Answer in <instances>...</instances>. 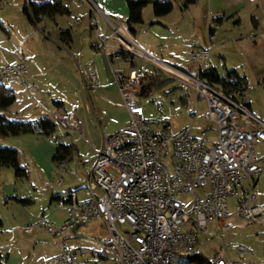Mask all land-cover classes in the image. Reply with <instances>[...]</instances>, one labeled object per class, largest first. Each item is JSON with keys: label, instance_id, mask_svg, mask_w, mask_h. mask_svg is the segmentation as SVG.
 <instances>
[{"label": "rangeland", "instance_id": "1", "mask_svg": "<svg viewBox=\"0 0 264 264\" xmlns=\"http://www.w3.org/2000/svg\"><path fill=\"white\" fill-rule=\"evenodd\" d=\"M24 1L0 0V55L10 63L22 59L32 72L40 69L44 74L37 78L40 83L37 81L39 87L33 95L23 86L16 88L18 81L4 79L5 84L11 88L14 86L18 93L16 102L6 111L7 116L12 120H35L47 114V105L55 107L54 100H63L65 104L62 106L76 112L82 130L57 126L51 136L0 134L1 144L16 147L21 165L29 171L28 178H17L12 168H0V217L3 220L0 254L5 261L9 254L13 264H37L41 258L53 256L58 251L57 242L70 236L71 242L67 240L68 243L93 251L79 257L75 264H113L110 259H101L95 253L110 239L102 222H91L78 228L77 235L73 232L54 235L42 227L26 233L21 228L35 225L43 217L60 226L67 213L53 197L60 195L67 199L71 192L83 197L82 191L89 181L96 151L105 135L122 128L127 120V106L116 82V74L129 76L135 71L141 76L142 84L151 76L158 78L151 89L141 90L140 100L146 118H170L175 129L191 126L195 135L211 128L204 118L208 111L207 101L199 99L189 83L167 69L174 67L188 71L195 68L190 53L210 45L211 27L218 33L212 40L214 46L210 58L202 68L216 67L221 74L226 69L237 68L245 73L249 88L243 95L237 94L236 99L250 103L253 113L264 121V14H258L261 19L259 28L255 29L253 22V11L260 1L247 3L236 12L234 0H197L184 10V0H173L172 12L161 17L155 16L152 4L147 5L135 38L155 62L136 55L135 66L119 56H113V61L109 59V55L121 47L130 50L116 37H122L127 45L132 46L126 35L121 36L117 30L118 25H126V0L115 4L119 14L109 19L92 0L87 3L67 0L71 10L69 15L45 17L36 25L30 24L24 15ZM220 16H224L221 25L215 21ZM238 18L241 19L239 24L235 22ZM67 28L73 38L70 44L60 33L61 29ZM61 44L65 48H60ZM92 70L97 77L95 91L86 87L84 82V79L91 82ZM36 103H40V107L37 108ZM74 105L78 108H73ZM208 131L211 135L215 133ZM57 142L73 147L71 159L64 168L53 161ZM255 149L259 157L263 156L264 144ZM245 188L256 197L252 203L264 205V174L253 188L247 180ZM14 197L29 199L31 203L24 204ZM182 199L187 204L191 202V196ZM236 200L229 201L234 227L213 223L209 234H200L194 252L199 251L213 260L224 249V256L231 264H264V223L246 222L235 215ZM230 242L251 247L254 253L243 259L229 247ZM20 257H24L23 262ZM4 260L0 264H6Z\"/></svg>", "mask_w": 264, "mask_h": 264}, {"label": "built area", "instance_id": "2", "mask_svg": "<svg viewBox=\"0 0 264 264\" xmlns=\"http://www.w3.org/2000/svg\"><path fill=\"white\" fill-rule=\"evenodd\" d=\"M117 30L122 36L120 26ZM215 31L210 34L208 47L191 51V62L196 64L192 70L160 65L207 101L204 118L211 128L195 135L191 126L175 129L170 118H146L140 100L141 76L135 71L129 76L116 74L129 120L125 127L105 137L84 196L73 193L59 201L67 213L60 226L43 217L22 231L32 233L42 227L54 235L75 234L78 228L98 221L110 234L103 248L95 251L99 258L110 259L113 264H183L194 252L200 234H209L214 222L234 227L230 199H237L235 213L243 220L263 222L264 205L252 203L256 197L247 192L245 182L248 180L253 188L264 174V153L259 157L255 149L264 144V121L250 105L202 78V65L210 58ZM116 38L138 57L155 62L135 42L129 41L132 48L122 37ZM90 75L95 88V72ZM28 76L25 61L10 63L0 55V78L23 83L33 95L37 87L27 86ZM35 106L40 107V103ZM46 111L59 127L81 130L73 109L48 105ZM209 129L215 133L211 135ZM186 196H191L188 204L182 199ZM229 247L243 259L253 252L237 242H230ZM89 253H93L90 248L64 240L57 254L43 257L37 264H75ZM224 255L223 249L213 264H231Z\"/></svg>", "mask_w": 264, "mask_h": 264}, {"label": "trees", "instance_id": "3", "mask_svg": "<svg viewBox=\"0 0 264 264\" xmlns=\"http://www.w3.org/2000/svg\"><path fill=\"white\" fill-rule=\"evenodd\" d=\"M97 3L98 0H92ZM197 0H184L182 9H187L190 5L195 4ZM128 6V16L126 18V28L129 33L135 37L137 27L143 23V10L152 4L156 17L169 14L174 9L173 0H126ZM23 13L28 22L32 25L39 24L45 17H54L56 15H69L71 10L67 0H25L23 4ZM217 17L215 21H220ZM2 26V23L0 22ZM214 28H210V34L214 33ZM62 38L67 41L72 40L70 29L61 30ZM113 56H119L129 61L132 66L136 64V55L129 50L121 47L114 54L109 56L113 61ZM201 76L210 84L219 87L227 95L236 98L237 94L243 95L249 88L248 78L245 73L237 68L226 69L221 74L217 68L210 67L201 70ZM158 82V78L151 76L150 80L142 84V90L145 92L151 89ZM142 94V93H141ZM16 93L13 88L7 86L4 79L0 78V134L4 136H19L22 134H38L39 136H51L58 126L48 114H45L35 120H12L7 116L6 111L16 102ZM247 103V102H245ZM248 104V103H247ZM54 105L63 108V102L54 101ZM249 105V104H248ZM73 147L71 144L57 142L53 161L59 166L64 165L71 159ZM10 167L14 170L17 178H28L29 171L21 165L20 153L16 147L3 145L0 143V168ZM24 204H29L30 200L18 199ZM3 226V220L0 217V227ZM187 263L192 264H213L212 260L203 253L195 251L186 258ZM94 264H98L97 262Z\"/></svg>", "mask_w": 264, "mask_h": 264}, {"label": "crops", "instance_id": "4", "mask_svg": "<svg viewBox=\"0 0 264 264\" xmlns=\"http://www.w3.org/2000/svg\"><path fill=\"white\" fill-rule=\"evenodd\" d=\"M70 1H72V2H74V1H78L79 3H87L89 0H70ZM229 1H232V0H229ZM234 1H236L235 2V7H233L234 8V10L236 11V12H238L241 8H243V7H245L246 5L245 4H247V3H254L256 0H234ZM258 1H260L259 2V5H257L256 6V8L254 9V13H253V22H254V25H255V29H257V28H259V26H260V22H261V19L259 18L260 17V15H258L260 12H262L263 14H264V0H258ZM117 3H120V4H122L123 3V0H98L97 1V3H95L96 4V6L100 9V11H101V13L103 14V16L104 17H107V19H109V17L110 18H114V17H111V16H114V14H119V12L117 11V9L115 8V4H117ZM255 6V5H254ZM128 7V6H127ZM102 8L104 9V10H102ZM214 8L216 9L217 8V5L216 4H214ZM128 12H129V10H128ZM235 12V13H236ZM91 13H92V11H91ZM221 17V20L219 21V25H221L222 24V22H223V19H224V16H220ZM51 18H55V17H51ZM106 19V18H105ZM240 21H241V19L240 18H238V19H236L235 20V22L236 23H240ZM221 22V23H220ZM40 24V23H39ZM123 24V23H122ZM118 26H120L121 27V31L123 32V35H126L125 37H126V39H128L129 41H133V42H135V44L137 45V46H139V48H141L142 50H144L143 48H142V46L136 41V38L135 37H133L130 33H129V31L127 30V28H126V25H118ZM117 26V27H118ZM61 30H63V29H61ZM60 30V31H61ZM44 33H45V31H43ZM61 33V32H60ZM218 33V30L216 29V33H215V35ZM73 41V38H72V40L71 41H67L68 42V44H70L71 42ZM213 46H214V44H213ZM61 47H63V44H61L60 45V48ZM202 47V46H201ZM63 48H65V47H63ZM212 49H213V47H212ZM145 51V50H144ZM146 52V51H145ZM110 56V55H109ZM110 59V58H109ZM20 60H22V59H19L18 61H20ZM17 61V62H18ZM192 64L190 63L189 64V66H191ZM194 65V64H193ZM174 66V65H173ZM179 67H181V68H185V67H188V66H179ZM28 68H29V71H30V76H28L27 78H26V80H25V83L28 85V86H30L31 84L32 85H34V86H36V84H39L40 83V81L39 80H37V78L38 77H41V76H43V71H41L40 69H38L37 71H31V69H30V67L28 66ZM210 68V67H209ZM216 68V67H215ZM208 69V68H207ZM96 77V76H95ZM95 80H97V77L95 78ZM37 81L39 82V83H37ZM84 82H85V86L86 87H89L92 91H95L96 90V85H95V88H93L92 87V81L91 82H88V80L87 79H84ZM95 84H97L96 82H95ZM17 86H16V88H22V86L23 87H25V85L23 84V83H17L16 84ZM38 86V85H37ZM36 86V87H37ZM39 87V86H38ZM13 89H14V91H15V93H16V98H17V96H18V93H17V90H16V88L13 86L12 87ZM26 88V87H25ZM91 97V96H90ZM17 100V99H16ZM54 101H61V102H63V104H65L64 103V101L63 100H54ZM54 101H53V103H54ZM248 103V102H247ZM249 105H250V103H248ZM48 106V105H47ZM12 107V106H11ZM10 107V108H11ZM52 107V106H51ZM56 107V106H55ZM64 107V106H63ZM75 107V109H77L78 108V106H76V105H74L73 106V108ZM250 107H251V105H250ZM38 108V107H37ZM47 108V107H46ZM64 108H66V107H64ZM67 109V108H66ZM127 109V108H126ZM68 110V109H67ZM75 114H76V112H75ZM41 116H43V115H41ZM76 117H77V114H76ZM78 119V118H77ZM128 120H129V113H128V110H127V120H126V122H125V124H124V126L123 127H125V125L127 124V122H128ZM81 127V126H80ZM122 127V128H123ZM122 128H120V129H122ZM120 129H118V130H116V131H119ZM82 130V129H81ZM115 131V132H116ZM114 133V132H113ZM112 134V133H111ZM107 135H109V134H107ZM107 135H105V137L107 136ZM104 141H105V138H104ZM104 141H103V143H102V145L98 148V150L96 151V156H95V159L93 160V166H94V164H95V162H96V159H97V157H98V155H99V153H100V151L102 150V148H103V145H104ZM1 143V142H0ZM61 166V168H64V166H65V164L64 165H60ZM73 193H75L78 197H79V195H78V193L77 192H71V194H73ZM82 193L84 194V188H83V191H82ZM84 196V195H83ZM16 200H18V199H21V198H18V197H14ZM53 199H55V200H57V201H60V200H66V199H63V198H61V196L60 195H55L54 197H53ZM68 199V198H67ZM30 203H31V200H30ZM235 215H237V214H235ZM239 216V215H238ZM65 218H66V216H65ZM64 218V219H65ZM232 218V217H231ZM215 223V222H214ZM256 223H258V222H256ZM262 223H264V219H263V222ZM261 224V223H260ZM262 233H264V231H262ZM78 234V232H76L75 233V235H77ZM74 235V236H75ZM71 237L70 236H68V237H66V238H64L63 240H60V241H58L57 242V244H58V251H59V244L62 242V241H70L71 242V239H70ZM107 242V241H106ZM105 242V243H106ZM104 243V244H105ZM58 251L55 253V254H57L58 253ZM252 253H254V249H253V252ZM54 254V255H55ZM251 254V253H250ZM249 255V254H248ZM2 260H4L3 259V257L1 256V254H0V263L2 262ZM5 261V260H4ZM24 261V257H20V262H23ZM6 264H13V263H11V261L9 260V254H8V257H6ZM184 263H187L186 262V260H184V262H183V264ZM17 264V263H16ZM20 264V263H19Z\"/></svg>", "mask_w": 264, "mask_h": 264}, {"label": "water", "instance_id": "5", "mask_svg": "<svg viewBox=\"0 0 264 264\" xmlns=\"http://www.w3.org/2000/svg\"><path fill=\"white\" fill-rule=\"evenodd\" d=\"M93 3H94V5H96L95 2H93Z\"/></svg>", "mask_w": 264, "mask_h": 264}, {"label": "bare ground", "instance_id": "6", "mask_svg": "<svg viewBox=\"0 0 264 264\" xmlns=\"http://www.w3.org/2000/svg\"><path fill=\"white\" fill-rule=\"evenodd\" d=\"M159 63V62H158Z\"/></svg>", "mask_w": 264, "mask_h": 264}]
</instances>
